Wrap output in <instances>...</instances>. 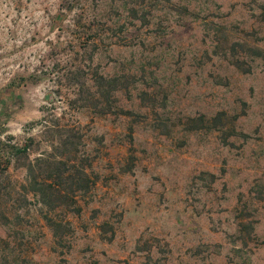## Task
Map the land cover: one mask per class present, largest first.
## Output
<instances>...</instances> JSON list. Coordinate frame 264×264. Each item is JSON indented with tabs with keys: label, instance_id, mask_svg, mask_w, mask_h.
Returning a JSON list of instances; mask_svg holds the SVG:
<instances>
[{
	"label": "rangeland",
	"instance_id": "1",
	"mask_svg": "<svg viewBox=\"0 0 264 264\" xmlns=\"http://www.w3.org/2000/svg\"><path fill=\"white\" fill-rule=\"evenodd\" d=\"M29 142L93 184L53 208L0 155V264H264V0H0Z\"/></svg>",
	"mask_w": 264,
	"mask_h": 264
},
{
	"label": "trees",
	"instance_id": "2",
	"mask_svg": "<svg viewBox=\"0 0 264 264\" xmlns=\"http://www.w3.org/2000/svg\"><path fill=\"white\" fill-rule=\"evenodd\" d=\"M105 92L109 95V90ZM62 143L64 147L70 145L64 140ZM30 152L32 153L30 142L22 147L9 143L0 144V155L6 159L3 171L11 161L16 167L24 169L27 182L26 186L22 187L30 193L40 195L43 204L48 206L51 201L53 208L61 205L71 207L75 204L76 193L87 192L93 184L86 168L78 164L79 157L74 150L67 149L59 155L36 157L32 160ZM74 211L78 212L79 208L76 207L75 210L74 207ZM45 219L52 225H60L51 218Z\"/></svg>",
	"mask_w": 264,
	"mask_h": 264
}]
</instances>
